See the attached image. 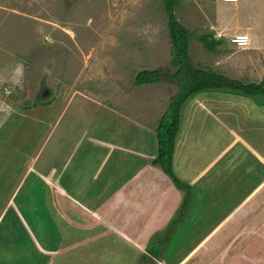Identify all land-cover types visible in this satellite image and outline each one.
<instances>
[{
  "label": "rangeland",
  "instance_id": "1",
  "mask_svg": "<svg viewBox=\"0 0 264 264\" xmlns=\"http://www.w3.org/2000/svg\"><path fill=\"white\" fill-rule=\"evenodd\" d=\"M260 1L261 4L256 1L258 7L254 3L255 8L249 9L246 0L235 5H226L222 0H176L174 13L193 34L190 54L194 64L245 82L262 81L264 0ZM168 18L166 0H0V215L17 195L0 234L13 223L14 231H23L22 235L35 243L33 260L80 264V256L85 254L77 251H91L95 242L98 252L88 255L92 264H133L135 258L126 256L127 240L118 231L111 234L114 238L107 239L109 242L90 241L84 231L68 228L64 218L58 220L60 208L66 213L67 207L51 186L52 181L56 184V175L50 170L52 163L61 162L63 166L69 160L64 181L59 179L58 184L76 192L75 182H69L73 187H68L65 177L80 176L88 188L78 198L97 208L106 200L113 201L118 181L127 177L144 179L145 162L158 152L157 125L179 87L166 78L137 85L136 76L143 69L175 71L170 65L173 49ZM211 31L225 41L215 52L207 50L199 40ZM239 34L250 35L251 46L235 44L233 38ZM17 63L24 66L22 87L14 83ZM214 91L217 95H212L218 97L214 101L220 104L226 100L247 108L255 104V98L241 93L230 99L231 92ZM186 106L192 117L191 104ZM189 127L188 140L192 141L193 120ZM121 145L128 149L121 151ZM38 157H42L39 163ZM29 163L36 172L29 173ZM125 183L129 192L134 183ZM146 188L147 183L141 182L136 185V194L144 191L145 197ZM143 217L140 212L138 225L121 230L144 243L154 259L144 256L148 264H178L201 240L196 233L183 237L184 233L171 231L169 225L163 231H152L151 238L145 237ZM184 220L180 222L186 226ZM27 221L35 229V239L28 232ZM68 234L70 240L75 239L71 246ZM38 236L44 248L48 243L55 250L78 249L53 255L39 253ZM169 245L174 250L171 253V249L167 251ZM11 247L0 246L1 257ZM218 255L223 263L224 255ZM208 256L212 255L204 256L203 252L200 258ZM241 258H231L224 264H257ZM138 264L147 263L140 260Z\"/></svg>",
  "mask_w": 264,
  "mask_h": 264
},
{
  "label": "crops",
  "instance_id": "2",
  "mask_svg": "<svg viewBox=\"0 0 264 264\" xmlns=\"http://www.w3.org/2000/svg\"><path fill=\"white\" fill-rule=\"evenodd\" d=\"M256 1L261 4L260 0H246V7L254 9ZM256 5L258 7L257 3ZM205 94L208 97H204ZM212 94L217 95L214 90L201 92L189 98L181 109L173 168L178 178L189 184V190L179 189L163 168L153 162L154 153L148 157V161L145 162L147 166L142 169L143 180L124 178L129 184H135L131 186L129 192L125 189L127 186L125 181H118L113 201L106 200L100 203L98 208L87 206L78 197L85 194L81 192L87 189L88 185L80 176L72 179L70 175L65 177L66 185L71 181L75 182L76 192H70L67 186H63L64 184H58L59 179L64 181L67 174L64 168L70 161L66 160L63 166L60 165L61 162H56L52 163L53 168L50 170L52 175H56V184L52 181L51 186L59 193V197L64 198L67 207L66 213L59 207L58 220L64 218L68 228L77 227L84 231L90 241L112 240L114 236L111 234L118 231L127 240L126 256L135 258L133 264H138L140 260L141 263L148 264L149 261L145 260L144 256L154 260L148 255L144 243L140 244L128 232L121 230L138 225L140 212L144 213L143 224L147 231L145 237L151 238L154 234L152 231H163L169 225L171 231L184 233L181 234L183 237H193L192 234L196 233L201 238L178 264H191L194 261V264L208 263L210 260L213 264H224L238 256H241L244 262L252 259L259 264L264 261L261 255L264 254V101L256 98L253 102L255 104L247 108L235 104L234 101L217 103L214 100L218 97ZM228 95H231L230 99L237 97V93ZM188 104H191L190 111L194 110L193 119L186 106ZM192 120L195 129L192 132L193 139L190 141L189 125ZM78 144L74 145V148H77ZM119 149L126 151L128 148L121 145ZM40 158L42 157H38V163ZM33 167L32 163H29L30 174L37 171ZM141 182L147 183L145 197H142L144 191L141 195L136 194V185ZM68 187L73 185L68 184ZM155 187L159 190L157 196ZM16 198L17 195L13 203ZM56 203L59 204L58 199ZM12 205L9 200L3 214L0 215V230ZM68 213L72 217L68 216ZM176 216L179 217L178 222L175 220ZM65 217L72 223L69 224ZM180 219H185L183 223L186 222V226L181 225ZM26 224L30 225L28 232L35 239L36 233L31 221H27ZM22 232L14 231L13 223L8 224L2 231L0 246L12 247L8 254L3 251L5 255L2 257L0 251V264H57L55 261L45 263L33 260L32 254L37 247L30 237L22 235ZM70 238L71 234H68V246L75 242V239ZM92 245L95 248L91 251H77L85 254V257L80 256V264H92L88 255H93L99 250L95 242ZM46 246L47 248H44L40 245L38 236L39 253L53 255L68 249L55 250L48 243ZM118 248L122 250L121 247ZM76 249L78 247H69L68 252ZM169 249H171L169 253L174 251L170 245L167 251ZM203 252L204 256L209 254L212 256L200 258ZM132 254L134 256H131ZM218 254L224 255L223 263ZM254 254L259 256L255 257ZM76 261H79V257ZM211 261L208 264H211ZM160 264L170 263L161 261Z\"/></svg>",
  "mask_w": 264,
  "mask_h": 264
},
{
  "label": "trees",
  "instance_id": "3",
  "mask_svg": "<svg viewBox=\"0 0 264 264\" xmlns=\"http://www.w3.org/2000/svg\"><path fill=\"white\" fill-rule=\"evenodd\" d=\"M175 4L176 0H166V9L169 15V37L173 49L170 65L175 71L171 73L170 71H163L162 68L143 69L136 76V84H151L166 78L179 87L157 125L158 152L153 162L163 168L179 189L186 191L190 188L189 184L178 178L173 168V154L184 103L201 92L217 89L241 93L264 101V79L260 82H245L212 68H206L202 65L196 66L190 54V42L193 34L188 27L178 20L174 13ZM199 40L211 52H215L225 42L223 37L217 38L213 31L202 34ZM175 220L178 221L177 218ZM151 255L155 258L159 257L157 253Z\"/></svg>",
  "mask_w": 264,
  "mask_h": 264
},
{
  "label": "built area",
  "instance_id": "4",
  "mask_svg": "<svg viewBox=\"0 0 264 264\" xmlns=\"http://www.w3.org/2000/svg\"><path fill=\"white\" fill-rule=\"evenodd\" d=\"M222 2L226 5H235L239 2V0H222ZM233 42L243 48L249 47V45L251 46L252 43L250 35L247 34L237 35L233 38Z\"/></svg>",
  "mask_w": 264,
  "mask_h": 264
},
{
  "label": "clouds",
  "instance_id": "5",
  "mask_svg": "<svg viewBox=\"0 0 264 264\" xmlns=\"http://www.w3.org/2000/svg\"><path fill=\"white\" fill-rule=\"evenodd\" d=\"M14 74L16 76V79L14 80V83L18 87H22V81H23V74H24V66L23 63H17L15 69H14Z\"/></svg>",
  "mask_w": 264,
  "mask_h": 264
}]
</instances>
